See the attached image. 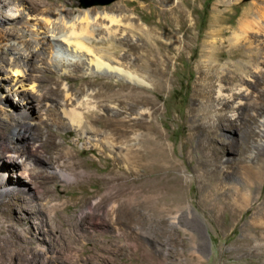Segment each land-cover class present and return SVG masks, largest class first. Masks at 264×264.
<instances>
[{"label": "rangeland", "instance_id": "rangeland-1", "mask_svg": "<svg viewBox=\"0 0 264 264\" xmlns=\"http://www.w3.org/2000/svg\"><path fill=\"white\" fill-rule=\"evenodd\" d=\"M35 1L75 15L120 17L121 31L96 45L134 63L151 85L112 98L118 86L106 85L126 82L79 67L65 75L40 68V56L32 59L30 73L54 98L66 84L73 92L100 89L102 104L123 100L119 117L127 133L121 138L112 127H97L94 141L70 128L56 104L44 105L35 117L41 123L25 128L32 164L24 175L5 152V144L17 141L10 128L17 98L0 102V179L22 189L0 196V264H264V150L257 148L264 143V64L244 45L231 44L255 0H28ZM134 43L141 48L129 51ZM147 46L151 62L135 61ZM220 84L226 95L237 94L225 106ZM101 103L99 114H114ZM226 117H237L233 128ZM154 134L164 148L160 158ZM101 136L113 145L97 142ZM119 152H128L130 162L116 159Z\"/></svg>", "mask_w": 264, "mask_h": 264}, {"label": "bare ground", "instance_id": "bare-ground-1", "mask_svg": "<svg viewBox=\"0 0 264 264\" xmlns=\"http://www.w3.org/2000/svg\"><path fill=\"white\" fill-rule=\"evenodd\" d=\"M15 14L16 16H14ZM244 17L246 19V24L242 23L244 29L234 34V41L231 44L240 43L244 45L251 50L252 56L256 55L261 58L260 64H264V0H255L250 3L244 11ZM15 21L21 24L20 28L15 26ZM124 25L120 17L106 14L105 12H97L95 15H91L89 10H84L78 15H75L72 12L57 8L54 4L47 2L35 1L30 3L28 0H0V102L7 95H12L14 99L17 98L18 104L17 116L10 123L13 135H18L16 138L17 141L10 140L5 144V152L13 164L20 168L21 173L23 172L26 175L27 170L32 164L30 159L27 158V156L29 157L30 151L28 150V144L25 143L29 141L28 136H31V134L27 135L25 128H29L36 121L41 123V120L35 117L38 110L44 105L56 104L63 117L68 118L70 128L78 131L80 135L90 136L92 134V140L94 141L93 131L97 127L105 128V130L112 127L114 128L112 131L115 130L119 137H126V120L119 117L120 113L124 112L121 109H125L122 106L124 104L123 100H119L120 103H118V101H112V99L109 101L108 99L106 102L103 100L105 103L102 104V100L100 101L98 97L100 96V89L94 90L92 88L91 90L88 87L87 89H82V91L73 92V88L71 89L66 84H62L63 96L54 98L49 92L47 93L40 88L38 80L30 73L32 59L40 56V68L48 65L49 67L60 69L62 73L68 75L75 71L71 70L72 67L73 69L79 67L84 71L85 75L103 72L105 76L114 77L126 82V84L116 82L106 85L107 88L118 86V90L113 93L112 98L116 95H119L121 98L127 87H130L132 90H137L140 87H149L151 84L147 83L145 77L140 74V71L138 72L134 68V63L127 61L124 57L113 56L109 51L102 48V46L98 47L96 45L99 41H103L104 38L118 34ZM24 33L29 34L32 39L25 42L23 40ZM140 48L141 46L135 43L128 45L129 51L139 50ZM5 51L10 52V57H3L2 54ZM144 51L142 55L135 57V61H140L143 58L146 59L145 62H151L148 56L152 49L147 46ZM222 78L226 79L227 76H223ZM27 85L30 86L31 92H27ZM242 86L240 84L238 91L241 90ZM217 90L219 100H224L222 103L223 106L227 105L231 97L233 98L234 95H237H226L221 84ZM138 96L136 94L135 98L141 97ZM149 101L150 99L147 98L145 101L141 99L139 102L148 103ZM98 103H101L104 109L113 110L114 114H99ZM4 111L7 112L6 110ZM145 111L147 112L148 109H145L143 112ZM90 116L92 120L89 119ZM7 118L5 115L3 119ZM41 118L43 121H46L44 115ZM236 118L229 119L226 117L225 122L227 124L225 126L227 128H233ZM149 127L152 131V127ZM260 135L264 136V120L261 121ZM101 138L96 139V141L102 142V144L104 143L108 147L113 145L107 137L101 136ZM151 142L155 148L154 156L160 158L158 155L165 153L161 144L162 142L160 143L156 134L153 135ZM257 148L263 151L264 143H258ZM31 150L35 151L36 148L33 147ZM127 153H117L116 159L123 161V163L130 162L129 159L131 157ZM18 157H26V159L22 164H18L15 163ZM52 169V171L60 176L67 177L60 168L54 167ZM251 169L249 167L250 171ZM249 170V177L251 176L252 179L254 176L257 177L256 174L250 173ZM122 171L123 169L119 168L117 173H121ZM112 173L114 172L112 171ZM18 182H23V179H19ZM251 184L248 186H252ZM9 187L10 185H7L3 179H0V189L5 190H0V196H8L10 193L18 194L22 191L18 185H15L11 189ZM112 210L114 211V207H112ZM137 219H139V216Z\"/></svg>", "mask_w": 264, "mask_h": 264}, {"label": "water", "instance_id": "water-1", "mask_svg": "<svg viewBox=\"0 0 264 264\" xmlns=\"http://www.w3.org/2000/svg\"><path fill=\"white\" fill-rule=\"evenodd\" d=\"M113 0H93L92 3L90 2L89 5H93V4H107L110 3ZM247 1V0H245Z\"/></svg>", "mask_w": 264, "mask_h": 264}]
</instances>
